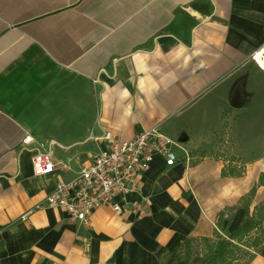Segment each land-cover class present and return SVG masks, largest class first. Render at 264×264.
Instances as JSON below:
<instances>
[{"label":"crops","instance_id":"1","mask_svg":"<svg viewBox=\"0 0 264 264\" xmlns=\"http://www.w3.org/2000/svg\"><path fill=\"white\" fill-rule=\"evenodd\" d=\"M263 45L264 0H0V264H202L198 243L223 234L220 212L255 186L250 215L264 202V153L237 133V110L264 114V70L250 59ZM239 81L243 108L229 104ZM156 126L179 143L177 163L157 156L123 212L102 206L85 224L43 206L22 218L92 162L106 133L126 141ZM223 131L239 176L198 152ZM37 150L54 173L34 175ZM233 214L229 231L250 223L244 208ZM247 264H264V239Z\"/></svg>","mask_w":264,"mask_h":264},{"label":"built area","instance_id":"2","mask_svg":"<svg viewBox=\"0 0 264 264\" xmlns=\"http://www.w3.org/2000/svg\"><path fill=\"white\" fill-rule=\"evenodd\" d=\"M250 59L264 70L260 63L264 60V45L255 50ZM104 141L105 145L89 165L82 167L74 178L59 180L45 202L25 212L22 218L27 219L35 209L43 206L60 207L71 218L85 224H89L92 213L102 206L121 213L129 196L140 192L141 179L157 156H164L168 166L177 163V154L172 148L179 143L162 132L160 126L144 130L126 141L115 139L108 132ZM33 142L30 135L23 140L25 146ZM32 168L34 175L44 176L54 173L57 163L49 151L37 150Z\"/></svg>","mask_w":264,"mask_h":264},{"label":"trees","instance_id":"3","mask_svg":"<svg viewBox=\"0 0 264 264\" xmlns=\"http://www.w3.org/2000/svg\"><path fill=\"white\" fill-rule=\"evenodd\" d=\"M226 116L225 114L224 118H226ZM227 126L228 123L226 122L224 124V129H226ZM225 139L226 137L223 131L210 142L201 146L198 152L202 155L215 154L218 157L230 160L228 166L223 170V174L239 176L242 174L243 169L237 168L232 164L235 158L231 149L227 147L221 149L220 147ZM259 182L264 184V171L260 176ZM255 193L256 186L247 196L242 198L238 206L227 208L220 212L218 226L223 234L217 231L215 238L202 239L204 256L202 264H247L249 259L253 256V250L256 249L264 239V202L257 206L252 215H250V206ZM238 208L245 209V216L250 217V223L245 224L241 222L229 231L225 226V220H227L228 226L233 220V212ZM228 211L231 213L227 215ZM193 243L194 239L192 238L185 241V248L187 250L186 262H188L194 254Z\"/></svg>","mask_w":264,"mask_h":264},{"label":"rangeland","instance_id":"4","mask_svg":"<svg viewBox=\"0 0 264 264\" xmlns=\"http://www.w3.org/2000/svg\"><path fill=\"white\" fill-rule=\"evenodd\" d=\"M258 79L264 80V76L259 75ZM237 112L241 113V116L238 119L239 126L237 133L239 134V139L242 140L245 149L252 154L254 153V155L264 153V114H261L260 111L256 109L254 103L246 109L237 110ZM229 120L231 130H233L234 118L230 117ZM232 132L233 131H231V133ZM230 139H232L231 136H229V138H226L225 140L227 142L225 144L227 148L229 146V148L232 149L231 141H229ZM223 144L220 145L221 149L225 145ZM254 144H256L257 146L253 147ZM198 245L203 246L202 240L201 243H198Z\"/></svg>","mask_w":264,"mask_h":264},{"label":"water","instance_id":"5","mask_svg":"<svg viewBox=\"0 0 264 264\" xmlns=\"http://www.w3.org/2000/svg\"><path fill=\"white\" fill-rule=\"evenodd\" d=\"M248 98L245 96L243 81H239L233 90V93L229 99V104L232 107L243 108L247 105ZM187 136L180 139V141H186Z\"/></svg>","mask_w":264,"mask_h":264},{"label":"bare ground","instance_id":"6","mask_svg":"<svg viewBox=\"0 0 264 264\" xmlns=\"http://www.w3.org/2000/svg\"><path fill=\"white\" fill-rule=\"evenodd\" d=\"M260 63L264 67V60H260Z\"/></svg>","mask_w":264,"mask_h":264}]
</instances>
